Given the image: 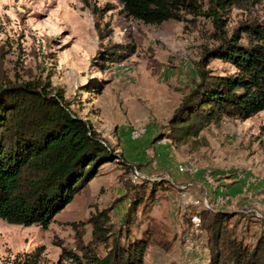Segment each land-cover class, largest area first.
Here are the masks:
<instances>
[{"label":"rangeland","instance_id":"rangeland-1","mask_svg":"<svg viewBox=\"0 0 264 264\" xmlns=\"http://www.w3.org/2000/svg\"><path fill=\"white\" fill-rule=\"evenodd\" d=\"M88 3L0 0L5 85L49 82L113 155L47 229L0 219V264H75L65 251L81 255L78 239L91 243L90 220L104 211L124 244L157 226L144 264H210L217 213L254 248L264 231V111L212 120L197 136L182 138L173 127L200 71L211 78L236 73L220 59L203 65L204 56L241 26L264 23V0L237 3L223 16L222 31L204 16L146 25L119 0ZM136 191L144 201L127 225Z\"/></svg>","mask_w":264,"mask_h":264},{"label":"trees","instance_id":"trees-1","mask_svg":"<svg viewBox=\"0 0 264 264\" xmlns=\"http://www.w3.org/2000/svg\"><path fill=\"white\" fill-rule=\"evenodd\" d=\"M119 1L128 16L146 25L182 22L188 17L194 22L204 16L222 31L223 16L243 0ZM84 3L89 5L88 0ZM243 35L249 44L240 42ZM222 39L218 47L206 52L203 65L220 59L236 73L211 78L200 71V83L174 119L173 128L182 138L197 136L212 120H248L264 111V23L243 25L230 39ZM0 75V219L11 225L47 229L93 178L96 167L111 162L113 155L92 125L74 115L62 92L49 82L12 86L5 85L1 66ZM143 196L136 191L127 225L129 214L143 203ZM229 221L221 213L210 221L214 233L210 264H264V231L250 248L234 237ZM90 223L91 243L85 244L82 236L77 241L81 255L65 251L75 264H144V253L157 235V226L152 224L142 239L124 244L106 211ZM162 238L160 245L165 244ZM98 245L107 249L104 257L98 254Z\"/></svg>","mask_w":264,"mask_h":264}]
</instances>
